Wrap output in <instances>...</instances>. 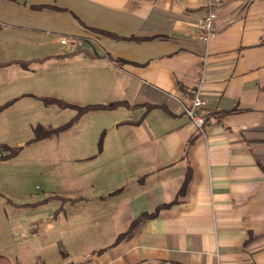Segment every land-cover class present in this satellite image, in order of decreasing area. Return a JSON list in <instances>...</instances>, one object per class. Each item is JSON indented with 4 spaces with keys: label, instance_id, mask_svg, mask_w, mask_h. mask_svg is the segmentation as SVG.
I'll return each instance as SVG.
<instances>
[{
    "label": "crops",
    "instance_id": "crops-1",
    "mask_svg": "<svg viewBox=\"0 0 264 264\" xmlns=\"http://www.w3.org/2000/svg\"><path fill=\"white\" fill-rule=\"evenodd\" d=\"M220 2L206 43L204 0H0L35 38L76 39L58 62L82 73L78 93L58 97L120 104L78 124L94 180L65 193L67 257L47 264H264V0ZM200 85L204 133L182 105Z\"/></svg>",
    "mask_w": 264,
    "mask_h": 264
},
{
    "label": "rangeland",
    "instance_id": "rangeland-1",
    "mask_svg": "<svg viewBox=\"0 0 264 264\" xmlns=\"http://www.w3.org/2000/svg\"><path fill=\"white\" fill-rule=\"evenodd\" d=\"M3 16L0 10L1 21L16 29L0 27V106L13 102L0 111V252L14 264H47L48 257L61 254L64 221L56 215L67 200L65 193L94 180L76 161L82 117L71 128L48 135L75 120L76 109L51 101L62 100L58 96L73 87L78 93L82 73L58 62L72 54L57 36L35 38ZM41 40L48 42L35 43ZM55 53L60 56L51 55Z\"/></svg>",
    "mask_w": 264,
    "mask_h": 264
},
{
    "label": "built area",
    "instance_id": "built-area-1",
    "mask_svg": "<svg viewBox=\"0 0 264 264\" xmlns=\"http://www.w3.org/2000/svg\"><path fill=\"white\" fill-rule=\"evenodd\" d=\"M204 2L206 14L204 19L199 22L198 29L201 33L202 39L208 43L210 40L217 37V33L215 32V21L217 19L218 9L221 7V2L220 0H204ZM60 43L63 46L74 45L76 43V39L61 38ZM182 105L186 115L190 118L198 131L200 133H204L206 129V120L201 111L205 107L206 102L201 97V85L189 104Z\"/></svg>",
    "mask_w": 264,
    "mask_h": 264
},
{
    "label": "trees",
    "instance_id": "trees-1",
    "mask_svg": "<svg viewBox=\"0 0 264 264\" xmlns=\"http://www.w3.org/2000/svg\"><path fill=\"white\" fill-rule=\"evenodd\" d=\"M33 8L34 9H41V8H45V7H33ZM98 32L101 33V34H104V35H108L110 37H114V35H112L110 33H106V32H103V31H98ZM13 63H20L24 67L27 66L26 63L19 62V61L12 62V64ZM12 103L13 102L11 101V102L5 104L4 106H0V111L5 110ZM51 103L58 104L62 108H73V109H76L77 110V116H76L75 120L71 121L66 126L61 127L58 131H52L48 135H51V134H54V133H57V132H61V131H64V130H67V129L71 128L77 122V120L79 118L83 117L84 115H86V114H88L90 112H95V111H99V110H111V109H114V108H116V107H118L120 105L119 103H116V104H113L111 106L93 105V106H87V107L81 108V107L71 105V104H69V103H67L65 101L58 100V99H53V101H51ZM206 124H207V121H206ZM39 138L40 137H38V139ZM11 156H13V155H11ZM68 200H69V202H76V200H70V199H68ZM59 212H61V210ZM59 212H57V214ZM155 216H156V213H153V214H145L142 217H140L139 219H137L136 221H134L132 223L131 227L129 228V230L127 231V233H125L124 235H121L119 237L118 241H120L122 239H125V238L130 237L131 235H133L136 232V230L142 225V223L144 221H146L149 218L155 217ZM61 256L63 258H66L67 257V253L63 249L61 250ZM0 264H13V263L6 256H4L3 254H1V252H0Z\"/></svg>",
    "mask_w": 264,
    "mask_h": 264
}]
</instances>
